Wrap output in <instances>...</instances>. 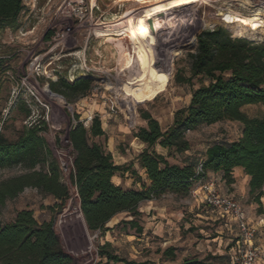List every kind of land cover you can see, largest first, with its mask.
I'll use <instances>...</instances> for the list:
<instances>
[{
	"label": "rangeland",
	"instance_id": "obj_1",
	"mask_svg": "<svg viewBox=\"0 0 264 264\" xmlns=\"http://www.w3.org/2000/svg\"><path fill=\"white\" fill-rule=\"evenodd\" d=\"M23 1L27 6L23 26L17 31H0V56L9 57L12 66L2 91L5 108L0 113L1 134L16 140L28 128L42 126L57 153L56 148H60L56 147L57 141L67 137L77 119L99 114L102 126L108 122L114 130L110 137L90 140L102 143L115 162L129 168L123 176L127 187L140 188L142 182L149 183L138 159L146 144L135 136L139 127L147 124L141 113L150 112L165 129L173 122L175 111L190 103L192 90L200 84V77H195L191 84L178 83L175 78L177 72L191 74L189 52L196 50L197 34L223 26L233 37L264 43V33L253 32L249 26L239 35L242 27L237 17L245 16L249 20L251 15L246 8H252L240 0ZM254 2L253 8L264 10V0ZM80 77L90 78L92 89L74 101L69 102L49 86L50 81L59 78L72 83ZM48 90L59 97L50 96ZM27 106L31 109L30 116L26 114ZM242 109L251 117L264 113L260 103ZM242 129L243 124L237 120L202 124L186 132L190 150L178 153L158 144L154 149L171 163L183 165L194 161L199 165L208 146L230 143L239 138ZM133 170L142 182L136 181ZM25 171L22 164L0 168V181ZM214 173L208 172L205 179L214 181L222 193L232 194L244 205L250 222L258 227L255 243L264 248V226L260 225L258 215L262 209L256 207L248 188L239 190L235 175V181L227 183L222 172ZM198 184L185 196L165 192L159 198L143 201L137 215L142 233L127 222L132 218L129 212L112 217L105 225L109 229L104 232L90 231L79 213L74 194L60 211L52 207L53 197H42L35 190L9 199L0 220L12 221L19 210L32 206L39 221L55 218L66 249L80 264H121L107 263V258L99 254L106 242L120 256L148 264L180 263L187 257H204L210 252L228 254L224 247L231 237L238 235V230L224 226L218 213L204 204L200 190L198 196L193 195ZM153 222L167 226L168 231L155 233L150 228ZM193 224L201 229L190 231ZM214 235L220 238L215 246L210 243L212 250H209L207 244ZM171 245L176 248L174 258L163 254ZM212 263L229 264L226 259Z\"/></svg>",
	"mask_w": 264,
	"mask_h": 264
},
{
	"label": "trees",
	"instance_id": "obj_2",
	"mask_svg": "<svg viewBox=\"0 0 264 264\" xmlns=\"http://www.w3.org/2000/svg\"><path fill=\"white\" fill-rule=\"evenodd\" d=\"M26 11L23 0H0V31L19 30L24 24ZM196 40V50L189 52L191 74L185 76L177 72L175 77L178 83L189 84L195 77H200L199 86L192 90L190 103L175 111L173 122L165 129L150 112L141 113L147 124L139 127L135 136L146 144L138 159L149 183L142 182L136 170L132 173L136 175L137 182H142L140 188H126L112 181L115 174L124 176L129 168H125V164H117L102 143L90 140L102 136L107 138L99 114L92 117L89 125L79 118L69 128L67 137L71 141L75 167V172L70 173L73 190L62 180L59 159L43 132L44 127L32 126L16 140H9L0 132V168L22 164L26 169L22 174L0 181V216L9 199L17 197L27 187H33L56 199L52 207L60 211L75 194L90 231L104 232L109 229L105 225L112 217L129 212L132 218L127 222L142 233L137 215L143 201L159 198L165 192L185 196L197 182L206 180L208 172H222L227 183H233L234 168L238 166L249 176V195L263 212L264 113L260 117H251L242 108L258 103L264 106V43L233 37L223 26L202 30ZM11 70L9 57L0 56V113L5 108L2 91ZM49 86L70 102L85 96L92 89V80L80 77L71 83L59 78L50 81ZM26 114L31 115L28 106ZM223 120L240 121L242 133L230 143L218 142L208 146L199 163L202 164L201 172H198L199 165L194 161L183 165L171 163L154 149L158 144L178 153L190 150L187 131ZM234 228L228 229L233 231ZM199 229L201 227L194 224L189 228L190 231ZM237 239V236L231 237L226 247L228 252L236 245ZM110 245L106 242L99 249L107 263L148 264L147 261L120 256L109 249ZM163 254L174 258L175 246H168ZM217 259H226L230 264L229 253L211 252L204 257L192 256L180 263L168 264H213L212 261ZM0 264L80 263L66 249L55 218L39 221L32 209L23 208L12 221L2 223L0 220Z\"/></svg>",
	"mask_w": 264,
	"mask_h": 264
},
{
	"label": "built area",
	"instance_id": "obj_3",
	"mask_svg": "<svg viewBox=\"0 0 264 264\" xmlns=\"http://www.w3.org/2000/svg\"><path fill=\"white\" fill-rule=\"evenodd\" d=\"M9 109L10 106L7 110ZM112 111L115 112L114 105L112 106ZM93 116L94 115H91L88 119L82 120H84L85 124L88 125ZM64 141L66 144H63ZM56 147H60L56 148L57 153L55 151L54 153L59 159L62 180L72 187V189H75L70 178V173L75 172L73 162L74 154L72 151L71 141L68 137H65V139L62 138ZM201 171L202 164H199L198 172ZM198 190L202 192L204 204L210 206L218 213V219L224 221V226L227 228L234 226L238 230L236 245L231 247L228 252L230 255V264L264 263V248L255 243L258 227L250 222L244 205L233 195L222 193L214 181L201 179L198 187L192 191L194 196L199 195ZM78 209L81 216H83L79 202ZM230 221L233 224H231V226H229ZM259 223L264 226V217L260 218Z\"/></svg>",
	"mask_w": 264,
	"mask_h": 264
},
{
	"label": "crops",
	"instance_id": "obj_4",
	"mask_svg": "<svg viewBox=\"0 0 264 264\" xmlns=\"http://www.w3.org/2000/svg\"><path fill=\"white\" fill-rule=\"evenodd\" d=\"M103 128H104L105 132L107 133V136L110 137V136H111V132L114 130V128H113L112 126L110 127L109 124H108V122L106 123L105 126H103ZM115 157H116V156H115ZM116 163L119 164V163H121V162H120V161H117ZM216 174H218V173H214V175H216ZM234 175H235L236 178H238V188H239V190H240V191H245V189L248 188L249 176L245 174L243 168L240 167V166L234 168ZM112 181H113L115 184H118V185H121V186L127 188V186H124V179H123V176H121L119 173L115 174V175L112 177ZM31 190H35V191H37L38 193H40L39 190H38L37 188H33V187H27V188H25V190H24L23 192H21V193L27 194V193H29V191H31ZM248 190H249V189H248ZM223 193H224V192H223ZM227 194H230V193H227ZM40 195H42V197H44V195H43L42 193H40ZM231 195H232V194H231ZM49 197H52V196H49ZM52 199H53V203H55V202H56V199H54V198H52ZM261 201H262L263 208H264V197L261 199ZM253 204H254V203H252V205H253ZM256 207H259V204H258V203H256ZM25 208H28V207H25ZM29 209H32V210H33V206L30 207ZM258 215H259V219L261 218V216H264V210H263V212H262V210H260ZM46 220H49V219H46ZM115 223H118V222L116 221ZM150 228H154L153 231H154L155 233H161L162 231H165V232L168 231V229H167L168 227H167V226H161L160 223L158 224L157 222H156V223L153 222V225L150 226ZM163 229H164V230H163ZM165 229H167V230H165ZM219 238H220V236H218V237H216V238H215V237H212V239L210 240L211 242H209V243L207 244V246L209 247V250H212V248H211V244H210V243H212V244L216 243V241H218ZM214 246H215V244H214ZM226 247H227V246H225L224 248L226 249ZM218 251H221L220 253H223V251H222L221 248H219ZM226 252H228V251L226 250Z\"/></svg>",
	"mask_w": 264,
	"mask_h": 264
},
{
	"label": "bare ground",
	"instance_id": "obj_5",
	"mask_svg": "<svg viewBox=\"0 0 264 264\" xmlns=\"http://www.w3.org/2000/svg\"><path fill=\"white\" fill-rule=\"evenodd\" d=\"M240 1L251 6L252 8H250V7L246 8V10L249 11L247 13H249L251 15L249 20L245 16H238L237 17L238 25L240 27H242L241 28L242 30L240 31L239 35H243V33H245L243 31V28H244V30H246L248 26H249V29L253 30V32L260 30L262 33H264V10H262L259 7L253 8L254 4H255L254 0H240ZM114 25H116V24H113V26ZM117 41L118 40H116L115 42H117ZM48 92H49L50 96L59 97L57 94L51 92L50 90H48Z\"/></svg>",
	"mask_w": 264,
	"mask_h": 264
}]
</instances>
